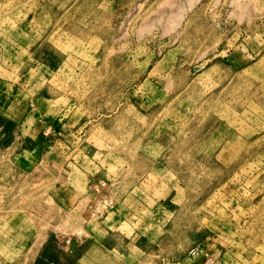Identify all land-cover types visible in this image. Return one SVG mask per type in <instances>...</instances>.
Listing matches in <instances>:
<instances>
[{
    "label": "rangeland",
    "instance_id": "374dc122",
    "mask_svg": "<svg viewBox=\"0 0 264 264\" xmlns=\"http://www.w3.org/2000/svg\"><path fill=\"white\" fill-rule=\"evenodd\" d=\"M0 264H264V0H0Z\"/></svg>",
    "mask_w": 264,
    "mask_h": 264
}]
</instances>
